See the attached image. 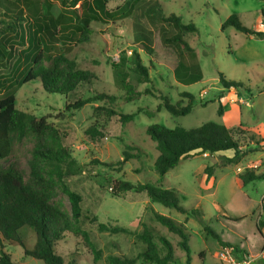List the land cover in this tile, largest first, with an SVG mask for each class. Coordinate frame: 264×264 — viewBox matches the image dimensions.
Masks as SVG:
<instances>
[{
	"label": "rangeland",
	"instance_id": "rangeland-1",
	"mask_svg": "<svg viewBox=\"0 0 264 264\" xmlns=\"http://www.w3.org/2000/svg\"><path fill=\"white\" fill-rule=\"evenodd\" d=\"M50 1L52 12L57 14L62 8V0ZM121 4L128 9V16L114 22L93 23L88 40L72 46L68 54L79 69L90 71L94 76L91 83L77 89L76 94L83 97L101 92L114 94L118 97L115 103L96 101L67 110L64 95L48 93L39 81L34 80L16 90L15 107L37 117H46L64 135V145L73 158L79 164L88 165L89 173L78 178V189L83 196L84 208L99 222L124 226L135 232H139L144 223L171 242L177 257L174 264H186L187 255L177 244L178 235L154 221L151 213L154 209L184 226L190 246L188 264H246L248 261L249 264H264L261 255L264 253V227L261 233L257 229L258 221L264 220V150L250 152L237 164H223L222 156L229 157L232 151L196 154L181 159L160 178L154 168L158 151L146 133L151 124L170 129L176 126L194 128L212 121L240 124L246 130L242 142L252 147L264 138V37L246 35L232 26L222 29L223 22L236 14L243 25L264 31L261 17L264 0H139L137 3L109 0L107 7L114 9ZM156 13H174L183 22H192L196 26V32L186 34L185 39L196 52L202 72L200 81L192 84L176 81L166 65L154 60L151 63L139 45L133 43L132 24L137 20L152 29L154 46L162 48L159 21L153 16ZM15 47L19 50L22 45ZM135 50L147 67L148 81H141L134 70ZM112 62L120 65L126 80L136 90L149 89L156 96L143 94L131 101L124 100V91L116 80ZM8 71L9 68L0 66V75ZM220 75L242 85L224 90L219 82ZM183 91L194 96L188 114L174 116L164 108L157 111L156 107L161 103L159 94L173 104L186 105L189 99L182 96ZM1 92L4 94L5 90ZM220 104L221 116L217 112ZM108 108L137 114L132 121L121 123L118 116L106 112ZM90 126L102 127L105 136L92 141L85 134ZM30 149L28 141L15 143L10 157L1 160L0 166L18 162L27 168ZM125 150L135 157L124 160ZM207 166L213 167L208 180L204 173ZM252 167L263 177L241 185L236 174ZM115 180L171 189L176 192L179 204L198 216L153 202L144 193L130 191L115 195L111 192ZM56 199L61 200L65 209H70L66 195L58 192ZM86 229L100 249V257L96 259L87 237L75 231L65 232L56 245V252L62 256L64 264H108L109 255L133 257L144 249V244L134 235L91 230L88 226ZM209 230L218 235L221 243ZM23 234L27 245L32 246L35 242L33 230L26 228ZM225 243L236 247L224 246ZM6 248L19 264H45L26 256L17 244ZM136 264L143 263L139 259Z\"/></svg>",
	"mask_w": 264,
	"mask_h": 264
},
{
	"label": "trees",
	"instance_id": "trees-1",
	"mask_svg": "<svg viewBox=\"0 0 264 264\" xmlns=\"http://www.w3.org/2000/svg\"><path fill=\"white\" fill-rule=\"evenodd\" d=\"M109 0H62V8L52 12L50 0H2L0 1V66L9 71L0 75V161L8 159L17 142L31 143L27 168L18 162L6 167L0 166V264H19L12 259L6 246L19 245L26 256L42 260L45 264H64L56 245L64 237L65 232L82 234L89 240L96 259L100 257V249L91 240L86 226L91 230L126 233L134 235L144 244V249L133 257L109 255L108 264H136L139 259L144 264H174L177 262L174 247L163 235L142 224L139 232L131 231L124 226H110L101 223L83 206V196L78 189V178L86 176L90 168L87 164H79L64 145V135L48 122L46 117L18 110L15 107V92L23 84L37 80L42 89L48 93L65 96L67 110L79 109L87 103L107 101L115 103L118 97L114 94L96 93L89 97L76 94L77 89L90 84L93 74L77 67L76 61L70 58L72 46L88 40L93 32V23L114 22L117 18L128 16L124 4L109 9ZM139 0H133L137 3ZM78 5V6H77ZM152 16L151 14H149ZM159 21L162 48L154 46V33L143 22L134 21L133 43L138 44L150 62L157 61L167 66L176 81L192 84L202 79V72L194 48L186 41L185 35L196 32L194 23H185L181 17L171 13L153 15ZM264 25V9L261 10ZM232 26L246 35L264 37L263 30H255L241 23L236 14L229 16L222 24V29ZM17 44L22 48L16 50ZM15 57L14 62L10 60ZM116 80L124 91L123 99L131 101L143 94L156 96L149 89L136 90L125 78L119 64L111 63ZM134 70L141 81H148L147 67L142 63L138 51H134ZM219 82L223 89L238 87L242 84L226 80L220 75ZM182 96L189 99L186 105L171 103L166 96H161V103L156 107L166 109L171 115L188 114L193 107L194 96L183 91ZM110 116H118L121 123L132 121L135 113L116 112L106 109ZM218 115H222L219 105ZM152 115L151 112H147ZM146 133L155 142L158 155L154 162L156 173L162 178L165 173L175 167L181 159L201 153H218L232 151L231 156H222L223 164L241 162L250 152L264 150V138L255 142V146L244 144L246 130L239 124L226 126L217 122H205L194 128L176 126L167 128L160 124H151ZM85 134L92 140L102 139L103 128L90 126ZM131 149V147H130ZM124 160L135 157L124 151ZM213 167H205L204 173L208 180L212 176ZM262 174L256 168H246L236 174L241 185L260 179ZM135 191L144 193L153 202L165 207L174 208L181 213L198 216L193 210H187L179 204L176 192L150 183H131L115 180L111 192L115 195ZM58 192L70 200V209H65L61 200L56 199ZM154 221L160 223L169 232L178 235V246L190 259L188 235L182 224L172 218L151 209ZM264 220H259L257 229L261 233ZM33 230L35 242L28 246L24 229ZM220 243L219 237L209 230ZM224 246L236 247L225 243Z\"/></svg>",
	"mask_w": 264,
	"mask_h": 264
},
{
	"label": "crops",
	"instance_id": "crops-1",
	"mask_svg": "<svg viewBox=\"0 0 264 264\" xmlns=\"http://www.w3.org/2000/svg\"><path fill=\"white\" fill-rule=\"evenodd\" d=\"M226 125L229 126V127H231L233 124L229 123V124H226ZM234 125H235V124H234ZM234 125H233V126H234Z\"/></svg>",
	"mask_w": 264,
	"mask_h": 264
},
{
	"label": "built area",
	"instance_id": "built-area-1",
	"mask_svg": "<svg viewBox=\"0 0 264 264\" xmlns=\"http://www.w3.org/2000/svg\"><path fill=\"white\" fill-rule=\"evenodd\" d=\"M261 255H263V256H264V253H263V252H261ZM246 264H249V261H248Z\"/></svg>",
	"mask_w": 264,
	"mask_h": 264
}]
</instances>
